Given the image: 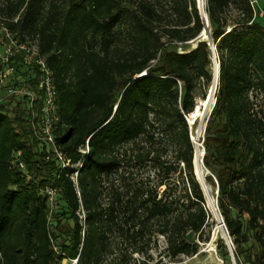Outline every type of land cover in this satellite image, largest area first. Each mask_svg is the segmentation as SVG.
<instances>
[{
	"label": "trees",
	"instance_id": "1",
	"mask_svg": "<svg viewBox=\"0 0 264 264\" xmlns=\"http://www.w3.org/2000/svg\"><path fill=\"white\" fill-rule=\"evenodd\" d=\"M259 11L249 0L204 3L218 83L202 166L236 264H264ZM0 20L19 43L35 42L52 72V134L68 161L60 168L45 160L24 99L11 97L13 109L0 104V264H132L134 254L149 258L158 236L168 258L195 255L187 235L201 238L211 217L186 116L196 86L213 79L196 0H0ZM19 60L15 70L26 79L10 85L35 92L38 73ZM16 151L27 175L11 164ZM45 187L55 192V209ZM216 247L229 261L222 239Z\"/></svg>",
	"mask_w": 264,
	"mask_h": 264
},
{
	"label": "built area",
	"instance_id": "2",
	"mask_svg": "<svg viewBox=\"0 0 264 264\" xmlns=\"http://www.w3.org/2000/svg\"><path fill=\"white\" fill-rule=\"evenodd\" d=\"M202 8L204 9V0H201ZM250 5H256L257 0H249ZM259 16L264 15V12L259 11ZM0 87H7L5 96L21 98L26 102V106L30 111L28 121L32 129L34 138L46 147L45 160H54L60 168L68 167V161L65 159L62 152L54 144V136L52 129L57 122V105L55 102V87L52 79V72L46 66L44 59L40 56L35 45L27 43H19L13 35L8 31L5 24L0 21ZM20 55L18 63L23 66L28 72L37 71L38 79L35 86V92L26 88L25 84L18 83L15 86H7L8 82L14 83L15 77V57ZM0 97V104L2 103ZM36 107V109H35ZM87 147V142L85 143ZM11 164L18 171L27 175L24 163L20 160V152L16 151L11 159ZM75 179V174L71 176ZM42 193L46 195L49 204H52L55 192L53 189L45 187ZM71 264H75L73 260Z\"/></svg>",
	"mask_w": 264,
	"mask_h": 264
},
{
	"label": "rangeland",
	"instance_id": "3",
	"mask_svg": "<svg viewBox=\"0 0 264 264\" xmlns=\"http://www.w3.org/2000/svg\"><path fill=\"white\" fill-rule=\"evenodd\" d=\"M204 3H205V0H204ZM196 6H197V1H196ZM256 7L258 9L264 10V0H257ZM27 44L36 46L35 42H32V41H27ZM192 46L193 45L191 44L190 47ZM182 49L183 48L178 47L177 51L182 52ZM0 53H1V46H0ZM210 69H212V64H211ZM15 75L21 80L26 79V76H27L21 69H18ZM7 84H8L7 85L8 87L11 86L10 82H8ZM6 89L7 87H0V97L3 103H5L9 107V109H13L17 101L11 97L5 96ZM207 91H208V88H205L202 82H200L196 86L194 90V109L196 106H199L200 101L203 98V95L204 94L206 95ZM206 119H207V115L204 116L203 118L199 117L193 123H190L189 115L186 116V121H187L189 130H190L191 139L192 137L196 138L197 136H199L200 140L203 139V135H204L203 126L205 124ZM200 130H201V134H200ZM206 175H208L207 172L203 170V176H206ZM209 187H210V195L211 197H213L215 201L216 200V189H214L211 186ZM54 204H55V201L53 197L51 207L55 209ZM205 208L211 218L208 220L207 225L203 228V231L200 235L201 238H198V236L193 233H188L187 235V240L190 242H195L198 246V249L195 255L178 256L173 259L168 258L165 253V248H166L165 239L163 237L158 236L156 237L155 241L152 240L150 243L149 251L147 253V256L149 258H147L146 256L134 254L132 256L133 260L131 261V263L132 264H231L230 260L224 262L220 256V253L216 247L217 240L222 237L221 232L219 230V225L216 221V217L208 210L206 202H205ZM218 214L219 212L217 211V215ZM79 217H82V215L80 214ZM67 263L68 262L65 260L62 262V264H67Z\"/></svg>",
	"mask_w": 264,
	"mask_h": 264
},
{
	"label": "water",
	"instance_id": "4",
	"mask_svg": "<svg viewBox=\"0 0 264 264\" xmlns=\"http://www.w3.org/2000/svg\"><path fill=\"white\" fill-rule=\"evenodd\" d=\"M196 1H197V9H198L199 15L201 17L202 23L204 25L203 30H202V32L199 35V40L200 41H205L207 43V45L210 47L211 53H212V70L214 71V75H213V79H214V86H213L214 102L212 104V108H213L214 103H215V93H216V88H217V84H215L216 76H217V83H218V62L216 61V56H215V53H214V47H213L212 41H211V32L208 29L209 23H208L207 15L204 12V9L202 8L201 0H196ZM192 45H193L192 47H195L196 44L193 43ZM212 108L207 113V119H208V117L210 115V112H211ZM207 119H206V121H207ZM206 121H205V124L203 126V131L205 129ZM191 140H192V142L194 144V154H193V160H192L193 170H194V164H195V154L197 152L198 146L201 147V151H202V153L200 154L201 157L199 159L198 166H197V172L194 170V176L196 177V180L198 181V183L200 185V188L202 190V193L204 195V199H205V202H206L207 195H210V187L205 183L204 176H203V170H204V168L202 166V158H203V155H204V150H203V147H202L203 139L200 140L199 136H197L196 137V142L193 141V139H191ZM216 195H217V192H216ZM214 202H215V207L217 209L216 200ZM216 221L220 222V224H218V225L223 227L224 232H223L222 237L220 239H222L224 241V243H225V245L227 247V250H228V253H229V257H230V262H231V264H236L234 256H233V252H232V245H231V242H230V238L228 237L226 228L224 226V223H223V220H222V217H221L220 214L216 218Z\"/></svg>",
	"mask_w": 264,
	"mask_h": 264
},
{
	"label": "bare ground",
	"instance_id": "5",
	"mask_svg": "<svg viewBox=\"0 0 264 264\" xmlns=\"http://www.w3.org/2000/svg\"><path fill=\"white\" fill-rule=\"evenodd\" d=\"M212 73L214 75V71L213 70H212ZM215 84H217V76H216V79H215ZM213 86H214V79H212V82H211V84H210V86L208 88V91H207L205 97L200 101L199 106H196L195 109L189 114V122L190 123H193L199 117L203 118L204 116H206L207 113L212 108V104L214 102ZM201 130H200V134H201ZM197 131H199V130H197ZM192 139H193V141L196 142V138L195 137H192ZM201 153H202L201 148H199V146H198L197 152L195 154V164H194V170L196 172H197L198 162H199V159L201 157V155H200ZM206 205H207L208 210L217 218L218 217L217 216V211L218 210H216L215 202H214L213 197H211V195H207V197H206ZM217 223L220 224V222H217ZM219 230H220L221 235H222L224 230H223V227L220 226V225H219Z\"/></svg>",
	"mask_w": 264,
	"mask_h": 264
}]
</instances>
